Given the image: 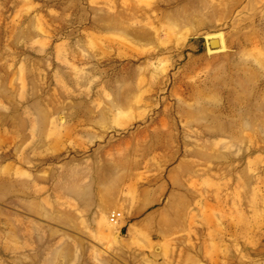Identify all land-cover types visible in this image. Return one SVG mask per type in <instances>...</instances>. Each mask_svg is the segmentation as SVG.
<instances>
[{
    "label": "rangeland",
    "instance_id": "rangeland-1",
    "mask_svg": "<svg viewBox=\"0 0 264 264\" xmlns=\"http://www.w3.org/2000/svg\"><path fill=\"white\" fill-rule=\"evenodd\" d=\"M0 264H264V0H0Z\"/></svg>",
    "mask_w": 264,
    "mask_h": 264
},
{
    "label": "built area",
    "instance_id": "built-area-1",
    "mask_svg": "<svg viewBox=\"0 0 264 264\" xmlns=\"http://www.w3.org/2000/svg\"><path fill=\"white\" fill-rule=\"evenodd\" d=\"M122 216V213L120 211H113L110 214V221L111 222H116L117 220H119V218Z\"/></svg>",
    "mask_w": 264,
    "mask_h": 264
},
{
    "label": "water",
    "instance_id": "water-1",
    "mask_svg": "<svg viewBox=\"0 0 264 264\" xmlns=\"http://www.w3.org/2000/svg\"><path fill=\"white\" fill-rule=\"evenodd\" d=\"M209 43H210V46L213 47V48H216V47L220 46V41L217 38L210 39Z\"/></svg>",
    "mask_w": 264,
    "mask_h": 264
},
{
    "label": "bare ground",
    "instance_id": "bare-ground-1",
    "mask_svg": "<svg viewBox=\"0 0 264 264\" xmlns=\"http://www.w3.org/2000/svg\"><path fill=\"white\" fill-rule=\"evenodd\" d=\"M220 41V40H219ZM220 44H221V41H220Z\"/></svg>",
    "mask_w": 264,
    "mask_h": 264
}]
</instances>
